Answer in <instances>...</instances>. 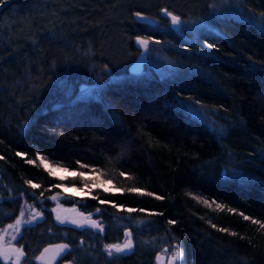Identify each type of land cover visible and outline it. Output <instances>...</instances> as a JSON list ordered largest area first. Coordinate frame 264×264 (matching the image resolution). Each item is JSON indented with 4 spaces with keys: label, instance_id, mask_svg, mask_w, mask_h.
Masks as SVG:
<instances>
[{
    "label": "trees",
    "instance_id": "1",
    "mask_svg": "<svg viewBox=\"0 0 264 264\" xmlns=\"http://www.w3.org/2000/svg\"><path fill=\"white\" fill-rule=\"evenodd\" d=\"M161 9L181 17L177 29ZM136 12L154 21H138ZM261 14L264 0L0 4V230L7 229L5 241L23 250L20 264H39L34 257L57 243L69 245L68 254L51 264H158L156 255L177 241L181 264H264V228L227 210L264 222ZM136 36L160 43L150 42L142 69L133 73L129 65L141 51ZM153 50L163 59L162 73L148 65ZM37 152L50 165L88 176H52ZM226 169L237 175L225 178ZM108 180L112 184L104 186L110 189L138 187L165 199L102 188L69 196L52 187L91 188ZM58 192V201L48 199ZM194 196L225 208L208 207ZM58 204L92 213L103 231L53 220ZM21 206L23 220L33 208L42 218L22 223L17 233L7 226ZM141 208L163 215L149 216ZM172 219L175 225L168 223ZM126 231L133 248L108 256L104 246L123 242Z\"/></svg>",
    "mask_w": 264,
    "mask_h": 264
},
{
    "label": "snow or ice",
    "instance_id": "2",
    "mask_svg": "<svg viewBox=\"0 0 264 264\" xmlns=\"http://www.w3.org/2000/svg\"><path fill=\"white\" fill-rule=\"evenodd\" d=\"M4 3H5V0H0V4H4ZM161 12L165 16L170 17L171 23L173 25H180L181 24V17L179 15L173 14V12L168 11V9H161ZM134 15H135V17H136V19L138 21L148 20V18L145 17L142 12H136ZM149 22L151 23L152 21H149ZM259 23H260L261 28L264 29V14H261V20L259 21ZM135 41L145 51L149 49L150 42L157 43V44L160 43L159 40H156L152 36H147V37L136 36L135 37ZM207 46H208V48L212 47L211 44H208ZM107 67L108 66L105 65V69H107ZM195 103L196 104H200L199 101H196ZM210 130L213 133H216V131H217L214 126H210ZM219 134L220 135L223 134V129H221ZM16 155L21 156V157H25L26 153L17 152ZM36 157L40 160V163L43 165L45 170L48 171V173L50 175H52V176H55L57 171L71 172V175L74 178L75 177L85 178V177L88 176V174L86 172H78V171H75V170H69L67 168H61L59 165H57L56 167H53L52 165L49 164V162L45 159V157L39 152L36 153ZM0 159H3V157H0ZM26 162L28 164H34L35 163V161L32 160V159H28ZM76 163L78 165L81 164V162L79 160ZM81 167L89 168L90 166L89 165H81ZM92 171L95 172V169L93 168ZM119 175L121 177H125L127 179H131L132 178L128 173H125L123 171H121L119 173ZM224 175H225V178L231 179V178H234L237 175V172L235 170H233L231 173H229L228 170L226 169ZM61 179H67V177H61ZM244 179L245 178L243 176H241L242 182H243ZM25 183L30 184L33 188H39L40 187L39 184H35L31 180H27V181H25ZM105 183L106 184H112V181L108 180V181H106L104 183H101V184L93 183L91 188H89L87 184H84L83 185L84 194L85 195H90L92 189L102 188L104 192L114 191L116 193H123L124 191H128L130 193H137V194H140V195L151 196V197H154L155 199H158V200L165 199V197L157 195L154 192H149L146 189H142V188H138V187H131V188H128V189H122V188L115 187V185H113L112 188L110 189V188L104 186ZM71 186L74 189L76 188V185H74V184L71 185ZM52 187H58V188L63 189L65 192H67L68 185L58 184V185H52ZM21 195H23V193H21ZM68 195L69 196H74L75 192L68 193ZM189 195H192V194L189 193ZM41 196H43V193H41ZM59 196H60V193L58 192L55 195H53L51 197H48V199H51V200H54V201H58ZM92 198L93 199H98L97 197H92ZM194 198L197 201L203 203L204 205H207L208 207H211L214 204L216 209L223 210L225 208L224 204H220V203L216 202L215 199L209 201L208 199H205V198H202V197H199V196H194ZM99 203L100 204H109V203H111L115 207H119V208H123L124 207L123 205H116L113 201L100 200ZM58 207H61V206L58 204ZM227 210H228L229 213L239 214L245 221H251V223L256 224V225H260L262 228H264V222H262L261 220L254 219L253 217L245 215L244 212H238V210L235 209V208L229 207ZM31 211L34 214L31 215L29 220L25 221V220H23V217L25 215L24 206H21L20 215L17 216L15 222L13 224H9L7 226V228L14 229L15 232L19 233L20 226H21L22 223H29L30 224L32 221L36 220L37 217L42 216V213L35 211L34 208L31 209ZM99 211H100V209L97 208L96 212L98 213ZM127 211L129 213H131V212L136 211V209L128 208ZM139 211L140 212H147L149 216H152V215H163V213H159V212H149L147 209H144V208L139 209ZM52 212L57 213L56 214V220L59 221L62 224L66 223V222H70L72 224H77L79 226H82L84 223H88L92 227L98 228L101 231H103L102 225L99 224L97 221L91 219L92 213H88L87 217H85L83 220H79L78 221V220H75V219L68 220L67 218L61 217V215L57 212L56 208L52 209ZM80 215H81V217H84V213H80ZM168 223L170 225H175L177 223V221L172 219V220H169ZM212 227L216 228L217 225L213 224ZM2 231L4 233H6L7 229H4ZM219 231H221V232H229V229H227V228H219ZM230 234L231 235H237V233H235V232H231ZM125 235H126V237H128V239L126 240V242L123 245L106 244L104 246L105 250L107 251L108 256H110V257L113 256L114 252L115 253H125L126 251H130L133 248V242H132V239H131V233L126 231ZM11 239L15 240L16 236H13ZM52 249L55 250L54 251V256H53V258H55L56 256H61L62 254H68L69 245H67V244L50 245L48 248H45L44 252L41 253V256L37 257L36 259H42L44 254L48 253ZM22 255H23L22 249L21 248H16L14 245L11 244L10 241L7 242V246H5L4 235L0 234V258H2L5 261H8V260H12L13 257H15L14 264H19L20 257ZM183 256H184L183 249L181 248L180 242L177 241L175 243V245L173 246V250H172L171 259L173 261V264H181V262L183 260ZM68 264H71V261H69Z\"/></svg>",
    "mask_w": 264,
    "mask_h": 264
},
{
    "label": "rangeland",
    "instance_id": "3",
    "mask_svg": "<svg viewBox=\"0 0 264 264\" xmlns=\"http://www.w3.org/2000/svg\"><path fill=\"white\" fill-rule=\"evenodd\" d=\"M183 26V25H182ZM184 27H188L185 25ZM163 64V59L159 56V53L155 50L151 51V55H149V60H148V65L157 70L159 73L164 72V68L162 66ZM58 164L52 165L53 167H56ZM60 166V165H59ZM61 168H65L60 166ZM225 173V171H224ZM223 173V174H224ZM64 174H71V172H64V171H57L56 175L62 176ZM67 192L72 193L75 192V194H84V188L83 187H76L75 189L68 185L67 187ZM62 206V205H61ZM1 231V230H0ZM62 243H57V244H50V245H58ZM50 245L45 246L35 257L34 260L37 261L39 264H51L55 258L54 256V249L50 250L48 253H45L42 259H36L37 257L41 256V253L44 252L45 248H48ZM172 250L171 249L169 252H161L156 255V261L158 264H173V261L171 259L172 256ZM11 260H9L10 262ZM69 261L63 262V264H68Z\"/></svg>",
    "mask_w": 264,
    "mask_h": 264
},
{
    "label": "water",
    "instance_id": "4",
    "mask_svg": "<svg viewBox=\"0 0 264 264\" xmlns=\"http://www.w3.org/2000/svg\"><path fill=\"white\" fill-rule=\"evenodd\" d=\"M173 14H175V13H173ZM175 15H177V14H175ZM144 16L148 18V20H145L146 22H149V21H152L153 22L154 21V19L151 16L146 15V14H144ZM169 20H170L171 27L173 29H177L179 27V25H173L171 23L170 17H169ZM145 60H146V51L143 48H141V51L138 54V56L136 57V59L129 65V70L131 72H133V73L140 71L142 69V67H143V63L145 62ZM56 209H57V212L61 215V217L67 218L68 220L75 219V220H78L79 221V220H83L85 217H87L83 211L79 210L74 205H69V206L67 205V206L56 207ZM80 213H84V217H81ZM52 214H53V220L57 221L56 220V214L57 213L52 212ZM41 218H42V216L37 217L36 220H40ZM91 219L92 220H95L92 217H91ZM57 222H59V221H57ZM66 223L72 224L70 222H66ZM83 225H89V226H91L88 223H84ZM93 228H95V227H93ZM95 229H97V228H95ZM127 239H125L121 243H118V244L113 243V244H115V245H123L126 242ZM11 244L14 245L16 248H18V246L15 243H11ZM5 246H7V243L5 244ZM23 257H24V252H23V255L20 257V261L22 260ZM0 259L3 260L2 258H0ZM14 260H15V257H13V259H12V264H14ZM3 261L5 262V260H3Z\"/></svg>",
    "mask_w": 264,
    "mask_h": 264
},
{
    "label": "flooded vegetation",
    "instance_id": "5",
    "mask_svg": "<svg viewBox=\"0 0 264 264\" xmlns=\"http://www.w3.org/2000/svg\"><path fill=\"white\" fill-rule=\"evenodd\" d=\"M68 224H69V223H68ZM0 234H3V235H4V241H5V238H6V237H5V234H4V232H3L2 230L0 231ZM7 242H9V241H5V244H6ZM10 242H11V243H14L13 241H10ZM18 248H19V247H18ZM23 258H24V257H23ZM23 258H22V259H23ZM0 260H1V259H0ZM1 261H2L3 263H9V264H12V260H11L10 262H9V260H8V261H5V262H4L3 260H1ZM21 261H22V260H21ZM21 261H20V263H21ZM20 263H19V264H20Z\"/></svg>",
    "mask_w": 264,
    "mask_h": 264
}]
</instances>
